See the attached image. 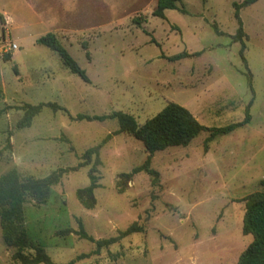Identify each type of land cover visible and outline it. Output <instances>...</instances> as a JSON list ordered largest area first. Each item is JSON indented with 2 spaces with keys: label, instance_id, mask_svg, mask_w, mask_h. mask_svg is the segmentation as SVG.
Listing matches in <instances>:
<instances>
[{
  "label": "rangeland",
  "instance_id": "obj_1",
  "mask_svg": "<svg viewBox=\"0 0 264 264\" xmlns=\"http://www.w3.org/2000/svg\"><path fill=\"white\" fill-rule=\"evenodd\" d=\"M243 1L182 0L160 19L158 0H0V177L66 171L26 198L20 246L5 241L0 216V264H25L39 249L55 264L238 263L253 241L243 231L247 200L263 192L264 179V0L240 11L242 55L232 37L234 4ZM51 10L61 20L46 29L36 15ZM48 33L89 83L37 43ZM47 103L67 113L44 107L20 127L27 105ZM171 103L209 129L249 121L150 155L119 132L117 118H105L123 113L144 125ZM149 159L158 176L138 171ZM91 174L95 201L86 207L77 192ZM82 231L115 242L97 250Z\"/></svg>",
  "mask_w": 264,
  "mask_h": 264
},
{
  "label": "trees",
  "instance_id": "obj_2",
  "mask_svg": "<svg viewBox=\"0 0 264 264\" xmlns=\"http://www.w3.org/2000/svg\"><path fill=\"white\" fill-rule=\"evenodd\" d=\"M181 1L182 0H158L157 7L153 12V15L157 18L164 19L166 11H180L179 4H181ZM256 2H258V0H244L241 4H234L238 29L232 38L235 43H240L242 45V55L244 50V39L246 36L244 33L243 21L240 17V11ZM181 11L186 13L184 9H181ZM0 18L3 19L1 14ZM134 22L135 24L140 23L139 19H135ZM212 27L217 35H223L219 31L216 24H213ZM37 43L58 54L64 66H66L71 73L80 76L81 79L89 83L85 70L82 69L77 61L69 54L61 41L57 38L56 34L48 33L37 39ZM10 58V55L5 56L7 61ZM243 60L246 63L244 57ZM44 107L67 113L66 109L52 103L27 105V113L25 119L20 124V127L24 128L26 126H30L33 118L40 114ZM105 118H117L120 125L119 132L130 135L134 139L140 141L150 155L165 151L169 148L187 147L195 138L206 131L211 132L210 138L230 134L238 128L246 125L249 121L248 115L241 123L232 124L223 128L209 129L201 125L188 109L175 103L167 105L160 113L147 121L144 125H138L132 117L123 113H114L113 115ZM86 119L101 120L102 117L89 118L88 116L79 115L76 118V120L79 121ZM101 147L102 145H99L88 150L84 154V158H88L92 154L98 155ZM149 166L150 159L147 160L145 165L138 171H146L150 175L158 176V173L152 170ZM79 167L74 168L73 170L76 171ZM65 172V170H61L60 172L54 173L50 177L42 180H34L31 178L21 180L16 171H11L0 177V216L4 239L7 243L15 246H20V244H22L16 224L21 221L20 217L23 212V205L26 198L28 196H35L44 193L49 189V187L58 183ZM90 179V186L77 192L80 201L86 207H92L95 201L93 195L96 188L95 177L91 174ZM261 184L263 192L250 196L247 200L248 204L243 220V231L246 235H251L253 237V241L243 252L237 264H264V179ZM80 235L88 241L94 243L98 248L97 250L115 242V239L96 241L93 238L88 237L83 231L80 232ZM85 257L86 256H80L77 260H81ZM74 263L75 261H72L68 264ZM25 264L55 263H53L50 258L39 249L37 255L33 259H25Z\"/></svg>",
  "mask_w": 264,
  "mask_h": 264
},
{
  "label": "crops",
  "instance_id": "obj_3",
  "mask_svg": "<svg viewBox=\"0 0 264 264\" xmlns=\"http://www.w3.org/2000/svg\"><path fill=\"white\" fill-rule=\"evenodd\" d=\"M47 14L48 15H46V14L45 15H41V14H37L36 15V16H38L39 24L41 25V22H45V24H43L42 26L46 27V29L47 28L51 29V28H54V27L58 26L59 25V21L61 20L60 16L57 15V14H53L52 10L49 11Z\"/></svg>",
  "mask_w": 264,
  "mask_h": 264
}]
</instances>
